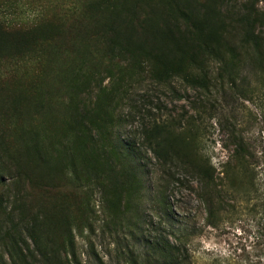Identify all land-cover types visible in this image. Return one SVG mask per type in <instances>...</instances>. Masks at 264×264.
Here are the masks:
<instances>
[{"label": "trees", "instance_id": "trees-1", "mask_svg": "<svg viewBox=\"0 0 264 264\" xmlns=\"http://www.w3.org/2000/svg\"><path fill=\"white\" fill-rule=\"evenodd\" d=\"M223 1L82 0L63 10L68 15L62 23L43 21L28 32H10L0 24V55L21 57L32 47L44 46V56L50 57L51 51L59 55L64 45L72 46L52 81L43 72L39 78H25L24 86L11 89L7 104L0 101L6 121L10 125L19 122L23 134L13 149L0 139V188L9 187L3 176L10 174L16 199L12 217L18 212L26 219L28 238L43 257L42 264H67L60 252L73 244V235L67 229L58 244L43 229L40 214H27L22 201L28 189L55 188L52 181L59 176L83 194L87 208L99 192L113 221H123L132 209L137 216L141 214L138 206L143 200L146 169L141 148L114 134L115 106L124 101L119 97L120 83L128 78L125 70L134 72L146 65L149 77L159 83L179 79L203 90L211 87V65L216 67L215 79L233 86L247 67L259 69L264 77V12L250 9L241 15L237 21L240 34L231 38L220 20ZM252 1L264 4V0ZM53 7L48 2L45 9L50 12ZM76 39L84 51H73ZM114 65L120 73L117 86L103 88L97 80L100 70L107 68L114 77ZM94 89L99 93L91 97ZM179 132L170 121L154 122L143 128L142 148L151 151L167 170L180 168L198 178L209 217L225 211L230 198H249L258 191L263 173L243 137L232 135L233 155L217 172L193 150L191 137ZM0 209L6 213L3 198ZM138 217L140 226L144 218ZM9 237L19 245L14 235ZM32 258L31 263L26 258L25 264H36V257ZM130 264H190L189 251L184 241L173 243L156 233L147 241L145 252Z\"/></svg>", "mask_w": 264, "mask_h": 264}, {"label": "rangeland", "instance_id": "rangeland-1", "mask_svg": "<svg viewBox=\"0 0 264 264\" xmlns=\"http://www.w3.org/2000/svg\"><path fill=\"white\" fill-rule=\"evenodd\" d=\"M81 1L0 0V24L10 32H28L43 21L62 23L68 15L63 10L74 8ZM48 2L55 5L53 11L45 9ZM219 8L220 20L226 23L224 29L231 38L240 32L237 21L241 15L250 9L259 14L264 12V4L252 0H224ZM259 28L263 29L260 24ZM74 42L73 51H84L79 48L77 39ZM43 48L32 47L25 55L15 58L0 55V101L7 104L11 89L24 86L25 78H39L43 72L52 81L65 52L68 48L72 51V46L67 44L59 55L51 51V56L45 57ZM121 67L125 68L123 64ZM106 69L100 70L97 80L103 88L112 89L120 76L118 65L111 70L116 74L114 77ZM147 71L146 65L134 72L125 70L128 78L120 83L119 93L124 101H118L115 106L114 129L115 138L136 145L142 151L145 185L143 200L136 205L144 224L137 226L136 209L127 213L123 221H113L99 192L93 195L87 208L83 194L59 176L52 181L55 188L23 192L26 198L22 202L27 214H40L43 229L58 244L67 229H71L73 244L60 252L67 264H130L131 259L145 252L147 241L156 233L173 243L184 241L190 264H264V77L261 71L245 68L242 78L233 86L215 79L216 67L211 65L213 80L209 90L189 87L179 79L159 83L150 78ZM97 93L99 91L94 89L90 96L95 97ZM169 121L191 137L193 150L209 160L217 172L233 155L232 135L243 137L255 165L263 173L258 191L249 198H230L225 202V211L209 217L199 193L198 178L180 168L167 170L151 151L142 148L143 128L154 122ZM16 125L19 122L10 125L6 121L0 106V139L12 149L23 139L21 124L12 137ZM187 129L191 133L186 132ZM10 177L4 173L3 180L9 187L0 188L6 209V213L0 209V264H25L26 258L31 263L33 255L34 262L42 264L43 257L28 238L26 219H21L18 212L12 217L16 199L15 190L10 189ZM9 235H14L19 245H14Z\"/></svg>", "mask_w": 264, "mask_h": 264}]
</instances>
